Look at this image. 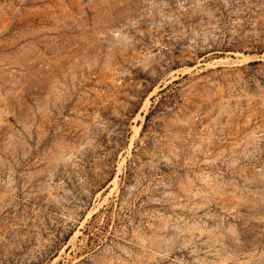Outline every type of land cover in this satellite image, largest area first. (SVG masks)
Returning <instances> with one entry per match:
<instances>
[{
  "label": "rangeland",
  "instance_id": "rangeland-1",
  "mask_svg": "<svg viewBox=\"0 0 264 264\" xmlns=\"http://www.w3.org/2000/svg\"><path fill=\"white\" fill-rule=\"evenodd\" d=\"M0 264H264V0H0Z\"/></svg>",
  "mask_w": 264,
  "mask_h": 264
},
{
  "label": "trees",
  "instance_id": "trees-1",
  "mask_svg": "<svg viewBox=\"0 0 264 264\" xmlns=\"http://www.w3.org/2000/svg\"><path fill=\"white\" fill-rule=\"evenodd\" d=\"M163 90H165V88H164ZM163 90H162V91H163Z\"/></svg>",
  "mask_w": 264,
  "mask_h": 264
}]
</instances>
